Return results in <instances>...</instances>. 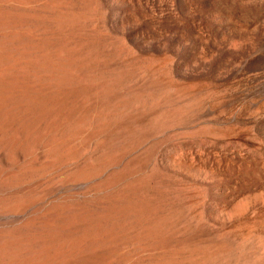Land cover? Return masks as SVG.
Here are the masks:
<instances>
[{
	"label": "rangeland",
	"instance_id": "rangeland-1",
	"mask_svg": "<svg viewBox=\"0 0 264 264\" xmlns=\"http://www.w3.org/2000/svg\"><path fill=\"white\" fill-rule=\"evenodd\" d=\"M233 1L216 34L188 0H0V264H264V0Z\"/></svg>",
	"mask_w": 264,
	"mask_h": 264
},
{
	"label": "bare ground",
	"instance_id": "bare-ground-1",
	"mask_svg": "<svg viewBox=\"0 0 264 264\" xmlns=\"http://www.w3.org/2000/svg\"><path fill=\"white\" fill-rule=\"evenodd\" d=\"M196 8V16L202 18L209 22L213 32H219L220 23L218 22L220 18V12L224 9H229L236 14H242L248 18H256L258 12L260 11V5L249 3V4H239L233 0H188ZM225 11V10H224ZM262 11V10H261ZM200 21V20H199ZM258 30L255 33V40L258 42L264 41V26L257 28ZM192 31V30H191ZM221 31V30H220ZM216 33V34H217ZM219 34V33H218ZM193 34L191 35L188 31L186 33L187 39H192ZM231 37H233L231 35ZM244 50V48H243ZM218 54L209 62H203L202 60H197L194 64L200 67H208L209 71H214L222 68L223 66L229 65L230 59L239 58L241 52L232 50L228 46L224 45L222 48H218ZM261 59V58H260ZM233 61V60H232ZM257 62V61H256ZM245 69L248 72H258L264 71V59L260 60L258 63L246 64L240 69ZM229 70V69H228ZM207 71V69H206ZM234 70H232L233 72ZM235 72V71H234ZM213 73V72H212Z\"/></svg>",
	"mask_w": 264,
	"mask_h": 264
}]
</instances>
